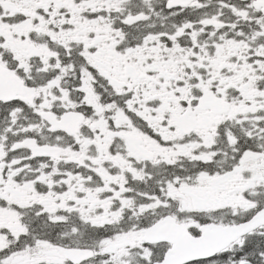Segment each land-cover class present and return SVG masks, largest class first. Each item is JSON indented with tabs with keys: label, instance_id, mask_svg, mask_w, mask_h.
<instances>
[{
	"label": "snow or ice",
	"instance_id": "1",
	"mask_svg": "<svg viewBox=\"0 0 264 264\" xmlns=\"http://www.w3.org/2000/svg\"><path fill=\"white\" fill-rule=\"evenodd\" d=\"M0 264H264V0H0Z\"/></svg>",
	"mask_w": 264,
	"mask_h": 264
}]
</instances>
